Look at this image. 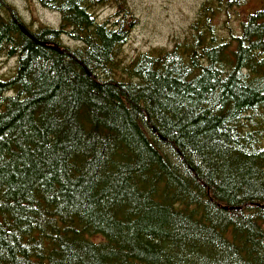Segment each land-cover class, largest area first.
Masks as SVG:
<instances>
[{
  "label": "trees",
  "instance_id": "16d2710c",
  "mask_svg": "<svg viewBox=\"0 0 264 264\" xmlns=\"http://www.w3.org/2000/svg\"><path fill=\"white\" fill-rule=\"evenodd\" d=\"M35 1L57 29L0 0V264H264V0L130 62L125 0Z\"/></svg>",
  "mask_w": 264,
  "mask_h": 264
},
{
  "label": "rangeland",
  "instance_id": "374dc122",
  "mask_svg": "<svg viewBox=\"0 0 264 264\" xmlns=\"http://www.w3.org/2000/svg\"><path fill=\"white\" fill-rule=\"evenodd\" d=\"M17 11L22 21L36 29L48 26L57 29L60 17L57 13L43 8L35 0H5ZM204 0H125V5L138 23L131 30L128 41L122 49L124 62L132 61L138 54L156 48L169 49L174 42L184 39L190 24ZM260 4V0H247L243 6L229 10L228 16L219 13L214 23L225 34V23L234 29L244 21L249 13ZM114 6H107L96 12L99 22L111 21L115 14ZM64 45L73 47L74 42L61 38ZM15 69V59L0 58V76H10Z\"/></svg>",
  "mask_w": 264,
  "mask_h": 264
},
{
  "label": "water",
  "instance_id": "95a60500",
  "mask_svg": "<svg viewBox=\"0 0 264 264\" xmlns=\"http://www.w3.org/2000/svg\"><path fill=\"white\" fill-rule=\"evenodd\" d=\"M20 29L27 37L31 38L30 34L22 26L20 27ZM53 50L60 51V49H58L57 47H53ZM225 209H227V208H225ZM231 209H233V208H231Z\"/></svg>",
  "mask_w": 264,
  "mask_h": 264
}]
</instances>
